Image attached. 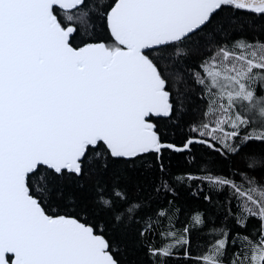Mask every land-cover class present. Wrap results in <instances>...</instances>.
<instances>
[{
	"label": "snow or ice",
	"instance_id": "1",
	"mask_svg": "<svg viewBox=\"0 0 264 264\" xmlns=\"http://www.w3.org/2000/svg\"><path fill=\"white\" fill-rule=\"evenodd\" d=\"M0 264H264V0H0Z\"/></svg>",
	"mask_w": 264,
	"mask_h": 264
}]
</instances>
